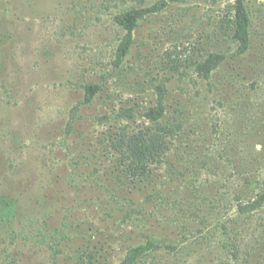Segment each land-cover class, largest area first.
<instances>
[{
  "label": "rangeland",
  "instance_id": "1",
  "mask_svg": "<svg viewBox=\"0 0 264 264\" xmlns=\"http://www.w3.org/2000/svg\"><path fill=\"white\" fill-rule=\"evenodd\" d=\"M262 192L264 0H0V264H264Z\"/></svg>",
  "mask_w": 264,
  "mask_h": 264
},
{
  "label": "trees",
  "instance_id": "2",
  "mask_svg": "<svg viewBox=\"0 0 264 264\" xmlns=\"http://www.w3.org/2000/svg\"><path fill=\"white\" fill-rule=\"evenodd\" d=\"M117 23L120 27L124 28L127 31H132L136 26L138 25V19H137V13L133 10L124 12L123 14L119 15L117 18ZM234 39L240 43H243L245 45H249L252 41V31H251V17L249 13L246 10H242L238 8V11L236 13V19H235V25H234ZM129 44H126L123 46V55H126L129 51ZM221 64L220 57H214L208 64L200 67V73L201 75L207 79L210 77L212 72L216 70L219 65ZM97 92V87H94L92 85H89L86 88L87 93V102H91ZM161 109H156L155 112L152 110L151 114L155 113V117H151L153 122H156L159 120L160 116L163 114H160ZM133 143L131 145H128V149L130 147H133L131 150L134 152L136 156H144V155H150L153 156V154L157 153L158 150L154 149V147L151 146H142L139 145V143L132 141ZM117 150H120L121 152L125 148V143L122 142L116 146ZM264 207V192L260 193L256 197H254L251 201L248 202L246 205H241L240 210L242 213H250L256 210H259ZM16 214V204L15 201L12 198L9 197H1L0 198V217L2 222L4 223H11L12 220L15 218ZM160 240L157 238H152L150 241H148L144 245H140L136 248H133L129 255H128V261L129 263L135 264L140 259H143L145 256L149 255L151 252L157 251L159 248ZM238 247V246H236ZM236 258L238 259V250Z\"/></svg>",
  "mask_w": 264,
  "mask_h": 264
}]
</instances>
